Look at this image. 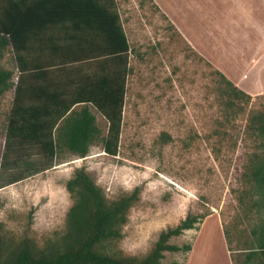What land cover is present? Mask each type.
I'll return each mask as SVG.
<instances>
[{
  "label": "rangeland",
  "instance_id": "1",
  "mask_svg": "<svg viewBox=\"0 0 264 264\" xmlns=\"http://www.w3.org/2000/svg\"><path fill=\"white\" fill-rule=\"evenodd\" d=\"M114 1L131 48L116 156L105 154L97 144L84 158L65 150L50 160L38 146L27 144L14 145L5 160L14 87L0 99V263L25 241L38 251L62 235L72 206L65 184L79 169L108 203L136 191L120 238L104 245L109 255L142 259L162 231L191 215L200 222L170 238L169 244L192 246L208 218L195 260L203 247L211 250L215 264H226L218 223L232 264L260 263V252L250 261L246 255L248 248L259 249L264 239V184L258 179L247 183L250 159L262 151L261 137L248 132L246 126L251 112H264V95L252 97L235 116L229 114L214 92L215 68L191 49L167 17L148 0ZM102 61L71 62L66 65L70 71L65 72L74 77L89 75ZM0 67L15 73L11 80L15 84L11 51L0 59ZM92 112L105 134L104 119ZM43 167L48 168L32 174L33 169ZM18 176L27 177L7 184ZM255 185L257 192L251 189ZM188 255L164 252L160 264H184Z\"/></svg>",
  "mask_w": 264,
  "mask_h": 264
},
{
  "label": "trees",
  "instance_id": "2",
  "mask_svg": "<svg viewBox=\"0 0 264 264\" xmlns=\"http://www.w3.org/2000/svg\"><path fill=\"white\" fill-rule=\"evenodd\" d=\"M8 51L14 55L17 81H11L13 71L0 67V99L14 87L6 125L5 160L14 145L21 148L27 144L38 146L50 160L65 150L84 158L97 144L105 154L117 155L131 48L114 0H0V59ZM86 60L103 61L89 75L74 77L65 72L70 71L66 68L69 63ZM79 70L77 67L76 73ZM213 74L214 92L221 105L233 116L242 112L241 106L252 97L218 70ZM93 109L105 121V134L97 125ZM246 129L261 137L258 146L262 150L250 159L247 183L258 179L264 184V112H251ZM47 168L33 169L32 174ZM26 177H13L7 184ZM65 189L72 206L62 235L38 251L25 241L0 264H160L164 252L186 254L191 250L190 245L168 243L200 222L198 217L188 215L175 227L162 231L142 259L113 257L105 252L104 245L120 238L136 191L108 203L82 169L66 182ZM251 189L257 192L256 185ZM255 203L260 206L261 202ZM259 246L248 248L247 261L260 252L258 264H264L263 238Z\"/></svg>",
  "mask_w": 264,
  "mask_h": 264
},
{
  "label": "crops",
  "instance_id": "3",
  "mask_svg": "<svg viewBox=\"0 0 264 264\" xmlns=\"http://www.w3.org/2000/svg\"><path fill=\"white\" fill-rule=\"evenodd\" d=\"M148 1L167 17L195 53L237 88L251 97L264 95V0ZM207 219L201 224L184 264H215L211 250L203 247L199 260H195L197 242ZM217 226L226 264H232L218 223Z\"/></svg>",
  "mask_w": 264,
  "mask_h": 264
}]
</instances>
